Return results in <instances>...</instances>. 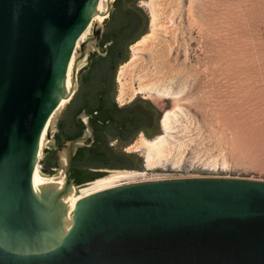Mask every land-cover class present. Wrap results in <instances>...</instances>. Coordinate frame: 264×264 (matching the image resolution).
I'll return each instance as SVG.
<instances>
[{
  "label": "water",
  "instance_id": "obj_1",
  "mask_svg": "<svg viewBox=\"0 0 264 264\" xmlns=\"http://www.w3.org/2000/svg\"><path fill=\"white\" fill-rule=\"evenodd\" d=\"M98 2L0 0V264H264L263 180H142L81 197L69 211L72 158L93 138L83 111L81 134L55 151L63 185L33 188L74 51L69 101L77 90L87 44L77 41L89 26L90 40L100 36Z\"/></svg>",
  "mask_w": 264,
  "mask_h": 264
},
{
  "label": "rangeland",
  "instance_id": "obj_2",
  "mask_svg": "<svg viewBox=\"0 0 264 264\" xmlns=\"http://www.w3.org/2000/svg\"><path fill=\"white\" fill-rule=\"evenodd\" d=\"M139 5L144 30L113 71V100L118 107L148 102L159 115L158 126L149 129L150 138L138 133L125 145L111 140L114 153L133 156L99 171L105 177L118 174L114 183L201 176L264 181V0H141ZM90 37L89 26L77 88L79 72L89 74L88 55L101 51ZM66 103L50 123V132L56 129L60 136L50 152L74 131L72 104ZM176 105L180 110L163 130V113ZM159 135L164 141L148 161L141 142ZM56 170L39 173L59 178L61 169ZM102 177L74 186L72 193Z\"/></svg>",
  "mask_w": 264,
  "mask_h": 264
},
{
  "label": "trees",
  "instance_id": "obj_3",
  "mask_svg": "<svg viewBox=\"0 0 264 264\" xmlns=\"http://www.w3.org/2000/svg\"><path fill=\"white\" fill-rule=\"evenodd\" d=\"M88 58L90 60L89 74L83 76L82 71L79 72L77 91L68 103L72 104L70 119L77 129L73 133L66 134L64 140L58 141L56 148L59 150L65 141L81 134L84 126L80 119H76L80 112L83 111L90 115L89 121L93 129V138L87 141L90 142V146L79 148L71 162V179L74 186L104 176V172L99 170L112 169V166H118L120 165L119 162L133 156L114 153L113 148L108 146L111 140L120 145H125L133 139L130 133L145 130L154 125L157 128L159 119L154 108L144 100H133L128 105L121 107L115 104L113 100V71L123 58L112 62L107 56L95 52L89 54ZM111 62L114 64V69L109 71ZM63 125L62 123L59 124L60 130H62ZM103 131H108L112 135L105 140L102 135ZM144 135L148 138L151 137L146 133ZM56 139H60L59 134H57ZM56 150L48 153L46 161L44 159L39 161L42 174L48 176L57 168ZM110 163L115 165H110Z\"/></svg>",
  "mask_w": 264,
  "mask_h": 264
},
{
  "label": "flooded vegetation",
  "instance_id": "obj_4",
  "mask_svg": "<svg viewBox=\"0 0 264 264\" xmlns=\"http://www.w3.org/2000/svg\"><path fill=\"white\" fill-rule=\"evenodd\" d=\"M141 0H114L111 11L97 39V45L110 61L121 60L125 56V50L143 32L145 26V15L139 2ZM115 45V47H112ZM109 64V71L114 69L113 63ZM74 126V125H73ZM151 126L145 130L130 133L133 138L138 133L148 134ZM77 127L74 126V131ZM73 133V132H72ZM97 133V132H96ZM95 133V134H96ZM103 138L107 140L112 134L108 131L102 132ZM149 135V134H148ZM108 146H111L108 143ZM110 165H115L110 163ZM115 167V166H112Z\"/></svg>",
  "mask_w": 264,
  "mask_h": 264
},
{
  "label": "bare ground",
  "instance_id": "obj_5",
  "mask_svg": "<svg viewBox=\"0 0 264 264\" xmlns=\"http://www.w3.org/2000/svg\"><path fill=\"white\" fill-rule=\"evenodd\" d=\"M108 0H99L98 4H97V8H96V12L93 15V22L95 23H99L101 24V22H103V19L106 17V3ZM144 4V3H143ZM151 26H153V20L151 21ZM89 31V27L86 28V30L81 34L79 40L77 41L76 47L78 46V44L80 43V41L84 40L85 36L87 35ZM148 35V34H147ZM145 38V37H144ZM75 65V51L70 59L69 65H68V69H67V74H66V90L68 92V94L66 96H64L57 108V110L55 111V113L51 116V118L47 121L41 137H40V149L43 146L44 140H45V136L47 133V130L50 126V123L54 117V115L57 113L58 109L61 108L63 106L64 103L67 102V100L69 99L70 95H71V90H72V81H71V74H72V69ZM140 89V88H139ZM141 90V89H140ZM135 93H139L138 91H136ZM167 93V92H166ZM168 94V93H167ZM180 110L179 106H174L173 109L167 110L163 113L162 117H161V127L163 130L167 129L170 123V119L172 116H175L176 111ZM164 136V135H163ZM163 137L162 135H159L156 137V139L154 140H142V146H145V149L147 151V160L150 161L151 157H152V151L154 149H157L159 147L160 144H162L163 142ZM40 153V151H39ZM63 160V159H62ZM119 178L118 174L112 175L110 177H102L100 180H98L97 182H95L94 184H92L91 187L88 188H82L79 194H73L72 192L68 195V197H66L64 200L67 204V208L69 211H72V207L74 205V203L80 199L81 197L87 196L89 194L95 193L97 191L103 190V189H107V188H111L114 186H118V185H122L125 183H114V179ZM142 181V180H139ZM136 182V181H134ZM46 183H57L58 187H61L64 183V178L62 176V174L59 176V178L56 177H45L42 176L39 171H38V167L36 166L33 174H32V185L33 188H36L37 185L40 184H46ZM127 183H131V182H127Z\"/></svg>",
  "mask_w": 264,
  "mask_h": 264
},
{
  "label": "crops",
  "instance_id": "obj_6",
  "mask_svg": "<svg viewBox=\"0 0 264 264\" xmlns=\"http://www.w3.org/2000/svg\"><path fill=\"white\" fill-rule=\"evenodd\" d=\"M57 131H56V129H52V131L50 132V139L48 140V142H47V149H44V155H45V157H44V160L46 161L47 160V158H48V153L50 152V150H49V146H51V144H52V142H54V139L56 138V136H57ZM56 170V169H55ZM57 171V170H56Z\"/></svg>",
  "mask_w": 264,
  "mask_h": 264
},
{
  "label": "built area",
  "instance_id": "obj_7",
  "mask_svg": "<svg viewBox=\"0 0 264 264\" xmlns=\"http://www.w3.org/2000/svg\"><path fill=\"white\" fill-rule=\"evenodd\" d=\"M47 147V142L45 143V148ZM40 160H41V157H40ZM37 167H38V171L40 172V170H41V165L38 163V165H37Z\"/></svg>",
  "mask_w": 264,
  "mask_h": 264
}]
</instances>
